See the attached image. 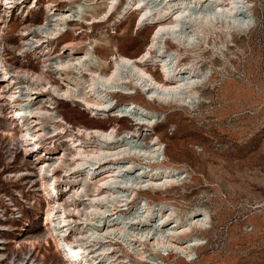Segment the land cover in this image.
<instances>
[{
	"label": "bare ground",
	"instance_id": "1",
	"mask_svg": "<svg viewBox=\"0 0 264 264\" xmlns=\"http://www.w3.org/2000/svg\"><path fill=\"white\" fill-rule=\"evenodd\" d=\"M26 1L1 0L6 21ZM83 2L86 9L80 12L81 3L68 4L65 9L49 5L42 24L20 33L23 54L40 60L41 72L24 70L13 76L3 60L0 66V113L4 106L9 107L24 156L32 155L33 163L39 166L37 178L49 208L48 235L67 264H160L148 254L149 246L157 254L167 252L163 254L167 258L174 253L193 261L203 245L194 232L211 223L209 211L197 207L181 215L175 211L176 205L167 200L157 204L140 194H165L189 178V172L180 171L170 159L176 139L161 130L156 120L160 113L153 106L134 100L119 102L113 97L132 96L135 88L152 103L198 107L188 101L199 100L201 86L205 85L201 78H208V72L199 68L207 53L198 37L206 40L205 44L211 34L224 36L225 41L230 36L231 42L237 43L240 36L236 33L253 28V23L244 19L249 1L168 0L158 10L149 0ZM37 4L33 1L27 8L35 9ZM219 16L224 19L219 21ZM133 17L139 31H152L140 54L131 52L132 37L116 40L110 35L94 43H70L62 54L53 57L56 44L73 23L95 26L122 23ZM185 29H190V34ZM127 83L133 92L118 90ZM60 100L82 104L99 124L72 125L59 111ZM132 113L145 115L147 120L131 128L119 124L107 127L103 122L111 117H130ZM144 131L148 133L144 135ZM59 136L61 152H53L57 149L54 142L50 152L43 153L44 143ZM135 139L150 146L139 149L131 144ZM137 167L143 169L140 171L144 179L125 178L126 174L133 176ZM61 172L65 180L64 203L59 189ZM122 189L129 194L124 195ZM141 206L145 218L140 219L138 212L132 218L133 211ZM155 216L160 218L157 226L153 223Z\"/></svg>",
	"mask_w": 264,
	"mask_h": 264
},
{
	"label": "rangeland",
	"instance_id": "2",
	"mask_svg": "<svg viewBox=\"0 0 264 264\" xmlns=\"http://www.w3.org/2000/svg\"><path fill=\"white\" fill-rule=\"evenodd\" d=\"M33 1L38 4L30 10L27 6ZM149 1L158 10L168 0ZM247 1L249 6L244 19L251 21L253 28L236 33L240 36L237 43L233 44L230 36L225 41L224 36L211 34L206 44V40L198 37L200 46L207 53L199 68L208 72L207 80L201 78L205 85L201 86L199 100L188 98L198 107L152 103L145 93L135 88H132L136 90L132 96L113 97L119 102L134 100L147 107L153 106L160 113L156 120L161 130L176 139L170 159L180 171L189 172L187 180L183 178L182 184L169 188L165 194L155 195L150 191L140 194L154 199L157 204L167 200L176 205L175 211L181 215L193 208L204 207L211 217V223L205 229L198 228L194 232L201 237L203 245L193 261L174 253L167 258L163 255L167 252L157 254L147 247L148 254L160 264H264V0ZM73 3H81L78 12L86 9L83 0H27L25 5L19 4V10L14 9L6 21L0 0V66L3 60L13 76L24 70L41 72L40 60L23 54L24 39L20 33L42 24L49 5L65 9ZM98 11H102L100 7ZM200 13L207 12L200 10ZM219 17V21L224 19ZM135 21L133 17L122 23L113 21L95 26L73 23L59 45L56 44L53 57L62 54L70 43H94L110 35L116 40L132 37L131 52L138 55L145 49L152 31H139ZM190 31L187 32L190 34ZM53 82L60 84L58 79ZM2 86L0 83V92ZM130 87L127 83L120 85L118 90L133 92ZM57 105L74 126L95 127L99 124L82 104L60 100ZM9 112V107L4 106L0 113V264H67L48 235L46 217L49 208L37 178L39 166L33 163L32 155L24 156ZM144 120H147L145 115L132 113L130 117H111L103 122L107 127L119 124L131 128ZM147 133L144 131V135ZM60 137L44 143L43 149L47 151L42 149V152H48L56 142L57 149L53 152L60 153ZM131 144L139 149L150 146L138 139L132 140ZM163 156L160 159L163 160ZM140 167L133 176L126 174L125 178L144 179ZM60 175L59 189L63 192L64 174L61 172ZM121 191L124 195L129 194L126 190ZM63 194L66 195L63 192L60 199L64 203L66 197ZM144 212L141 206L138 211H133L132 218L137 214L143 220ZM159 219V216L154 217V225H159Z\"/></svg>",
	"mask_w": 264,
	"mask_h": 264
}]
</instances>
